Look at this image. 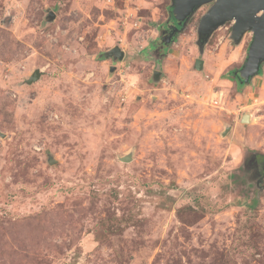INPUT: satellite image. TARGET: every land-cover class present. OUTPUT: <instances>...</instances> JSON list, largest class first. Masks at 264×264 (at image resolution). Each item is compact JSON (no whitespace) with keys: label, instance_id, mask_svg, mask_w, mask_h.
<instances>
[{"label":"rangeland","instance_id":"1","mask_svg":"<svg viewBox=\"0 0 264 264\" xmlns=\"http://www.w3.org/2000/svg\"><path fill=\"white\" fill-rule=\"evenodd\" d=\"M170 5L0 0V264H264V65Z\"/></svg>","mask_w":264,"mask_h":264},{"label":"water","instance_id":"2","mask_svg":"<svg viewBox=\"0 0 264 264\" xmlns=\"http://www.w3.org/2000/svg\"><path fill=\"white\" fill-rule=\"evenodd\" d=\"M205 6H208V9L202 15L197 28V46L200 53H204L205 45L221 26L234 21L229 35L233 44H240L247 34H252L244 65L234 72V75L241 79V83L250 84L264 65V0H171V16L177 21V26H169L171 33L164 36L162 41L167 46L173 44L175 35L183 32L192 16ZM54 19L55 14L51 12L49 21ZM104 56L115 61H123L125 52L119 46H115ZM195 68L202 71L204 60L196 59ZM115 69L116 67H111V71ZM161 75V72H155L154 79L159 81ZM40 78L41 71L36 70L27 80V84H33ZM243 121H250V115H246ZM130 160L129 156L122 157L124 162Z\"/></svg>","mask_w":264,"mask_h":264},{"label":"flooded vegetation","instance_id":"3","mask_svg":"<svg viewBox=\"0 0 264 264\" xmlns=\"http://www.w3.org/2000/svg\"><path fill=\"white\" fill-rule=\"evenodd\" d=\"M169 26H177V21L172 16H171V20L167 22V27L165 28L164 26L161 27V30L163 29L162 34L164 36H169V34L171 33V30L168 29ZM178 35L179 34L175 35V40ZM245 167L253 171L252 174L255 175V184L252 181L253 179L249 181V183L256 185L259 190L263 189L264 187V156L263 155L256 156V157L251 156L249 161L246 163Z\"/></svg>","mask_w":264,"mask_h":264},{"label":"built area","instance_id":"4","mask_svg":"<svg viewBox=\"0 0 264 264\" xmlns=\"http://www.w3.org/2000/svg\"><path fill=\"white\" fill-rule=\"evenodd\" d=\"M139 23V21H137V24ZM234 25V21L232 22H227L226 24H224L223 26H221L217 31L219 30H224V35L220 38V42H222L226 37L229 38L228 35H230L231 29ZM224 100V93L222 91L219 92H215L214 96L212 97V102L214 103H222V101Z\"/></svg>","mask_w":264,"mask_h":264},{"label":"trees","instance_id":"5","mask_svg":"<svg viewBox=\"0 0 264 264\" xmlns=\"http://www.w3.org/2000/svg\"><path fill=\"white\" fill-rule=\"evenodd\" d=\"M233 73V72H232Z\"/></svg>","mask_w":264,"mask_h":264}]
</instances>
